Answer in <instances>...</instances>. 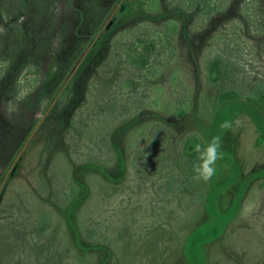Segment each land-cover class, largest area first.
Masks as SVG:
<instances>
[{"label":"rangeland","instance_id":"374dc122","mask_svg":"<svg viewBox=\"0 0 264 264\" xmlns=\"http://www.w3.org/2000/svg\"><path fill=\"white\" fill-rule=\"evenodd\" d=\"M230 98L264 113V0H0V264H190L197 230L205 264H264L250 115L193 179Z\"/></svg>","mask_w":264,"mask_h":264},{"label":"trees","instance_id":"16d2710c","mask_svg":"<svg viewBox=\"0 0 264 264\" xmlns=\"http://www.w3.org/2000/svg\"><path fill=\"white\" fill-rule=\"evenodd\" d=\"M217 68H218L217 60H214L213 62L210 63L209 70L211 72H215L217 70ZM232 95H235V93H233ZM222 98H224V97H222ZM250 101L251 102H249V100L244 101V100L238 99V98H230V99H227L226 101H224L222 103V105H220L218 107V109L216 110V113H215L212 121L204 128L205 143L207 144L210 141L212 136L220 135L221 132H223L224 129H222L220 127V124L222 121H224L226 118H228V114L231 110L232 111L233 110H241V111L247 113L248 115H250L254 119L257 127L261 130V132L258 136L257 142L262 140L264 138V133H263L264 132V120H262L264 118V116H263L264 113L261 111V108L258 105V103H256L259 101V99H252V100L250 99ZM226 107L229 110H226V109L224 110V108H226ZM220 161H223V162L227 163L228 165L235 167V163H233L232 159L229 157H226L224 154H223V159H221ZM230 180L231 179L223 182L214 191H212L211 194L209 195V200L211 201L210 197L214 199L215 196L219 193L218 191L220 189H222L225 185H227L230 182ZM216 211L217 210H215L213 208V206L209 205V212H210L212 217H215V215L213 213H215ZM231 214L232 213H230V215ZM226 217H224L223 220H227L228 216H226ZM197 231L193 232V234H191L190 237L187 238V240L185 242L186 256H187L190 264H205L204 258L202 256V252L200 250V247H201L203 242H205L208 239H211L212 237H214L217 234L212 233L211 235H207L206 237H200V235L196 234Z\"/></svg>","mask_w":264,"mask_h":264},{"label":"clouds","instance_id":"9594fccd","mask_svg":"<svg viewBox=\"0 0 264 264\" xmlns=\"http://www.w3.org/2000/svg\"><path fill=\"white\" fill-rule=\"evenodd\" d=\"M220 127L231 130L233 123L226 119L221 122ZM194 151L197 156L192 165L193 179L209 181L216 173L217 162L223 159L221 136H212L207 144H195Z\"/></svg>","mask_w":264,"mask_h":264},{"label":"water","instance_id":"95a60500","mask_svg":"<svg viewBox=\"0 0 264 264\" xmlns=\"http://www.w3.org/2000/svg\"><path fill=\"white\" fill-rule=\"evenodd\" d=\"M1 197H2V193H0V199H1Z\"/></svg>","mask_w":264,"mask_h":264}]
</instances>
